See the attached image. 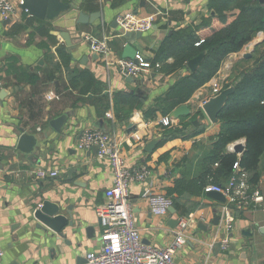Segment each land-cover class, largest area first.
Here are the masks:
<instances>
[{
  "label": "crops",
  "instance_id": "crops-1",
  "mask_svg": "<svg viewBox=\"0 0 264 264\" xmlns=\"http://www.w3.org/2000/svg\"><path fill=\"white\" fill-rule=\"evenodd\" d=\"M10 1L13 15L8 19L0 17V91H5L0 100V264H84L87 253L100 250L102 228L97 211L106 202L105 190L111 186L113 173L109 162L97 157L95 147L77 148L81 133L92 129L110 134L121 143L120 155L128 168L149 171L146 181L129 187L133 220L144 244L166 247L177 225L173 220L193 214L184 230L186 243L174 255L178 264H264L263 178L254 186L263 198L261 207L231 206L229 230L221 218L217 225L213 224L214 213L220 216L225 203L209 198L200 181V194H168L179 179H202L206 168L203 161L213 151L220 126L198 115L201 102L209 98L207 84L184 104L192 113L190 117L174 120L170 117L174 109L161 115L157 99L189 71L160 72L157 59L166 40L197 30L194 33L201 41L209 30L206 23L217 26L215 13L209 7L211 0H59L74 4L77 11L85 14H102L92 24L75 27L69 19L73 11L53 21H42L19 8L22 0ZM126 13L138 17L156 15L152 29L134 39L132 46L149 64L159 68L144 71L132 81L107 66L89 50L85 40L86 36H114L109 41L111 57L121 58L127 42L119 36L114 22ZM61 32L69 33L73 49L65 46L59 37ZM58 48L69 55L70 70L86 71L93 77L88 95L71 88L69 73L57 65ZM11 57L17 59L16 65L37 76L34 84L18 82L14 75L6 74ZM166 63L171 64L172 59ZM138 89L142 95H136ZM51 94L57 98L49 100ZM146 113L151 117L145 119ZM64 114L68 115L67 121L56 133L49 122ZM196 115L199 124L195 127L191 118ZM164 117L171 119V127L160 125ZM183 122L188 124L184 126ZM197 127H203V131L190 136ZM20 130L38 139L33 161L16 150ZM168 130L179 131V135L162 140ZM133 134L141 140H132ZM152 141L156 142L154 147L145 151ZM226 149L230 152L227 146ZM240 156L236 155L237 160ZM39 169L57 171L58 175L36 179L34 172ZM241 170L248 180V173ZM146 191L169 195L175 214L169 211L161 218L152 215L144 197ZM44 201L59 204L65 216L69 209L74 227L66 239L55 241L49 238L50 232L44 234L35 228L32 215Z\"/></svg>",
  "mask_w": 264,
  "mask_h": 264
},
{
  "label": "trees",
  "instance_id": "trees-1",
  "mask_svg": "<svg viewBox=\"0 0 264 264\" xmlns=\"http://www.w3.org/2000/svg\"><path fill=\"white\" fill-rule=\"evenodd\" d=\"M209 7L215 13L217 26L212 27L211 22L206 23L205 26L209 30L201 39L202 43L196 45L200 42V37L194 33L197 30L163 43L157 61L160 64L159 71L164 73L178 74L187 70V61L202 52L205 53L201 65L195 72L188 70V75L180 77L164 96L157 99L156 106L163 116L186 104L195 91L216 77L223 61L229 55L240 52L258 33L261 32L264 36V4H260L258 0H211ZM57 58L58 67H64L69 73L71 88L77 89L80 95H88L94 83L91 74L86 71L70 70V57L62 48L57 49ZM168 58L172 59L171 64L166 63ZM251 59L254 61L251 68L239 72L222 88L223 90L232 85L234 93L228 97L217 116L220 129L213 151L203 161L206 167L204 176L201 180L192 182L179 179L168 194L180 195L184 192L200 194L202 190L199 181L204 186L208 176L212 177L213 183L224 184L232 175V165L236 161L248 173L251 188L256 186L259 179L264 180V38L255 47ZM243 62H245L243 59L236 61ZM16 63L15 57L7 60L6 74L14 75L18 82L34 84L37 76ZM117 97L118 95L114 99L116 104L119 102ZM150 114L146 113L145 119L150 118ZM198 115L200 116L199 112ZM198 115L191 119H197ZM186 124L188 123H182L184 126ZM190 125L191 123L188 126ZM202 131L203 127H197L190 136L193 137ZM178 135L179 131L168 130L162 140H169ZM239 139L245 140V151L237 160L236 154L228 152L226 146ZM216 163L217 166L213 167Z\"/></svg>",
  "mask_w": 264,
  "mask_h": 264
},
{
  "label": "built area",
  "instance_id": "built-area-1",
  "mask_svg": "<svg viewBox=\"0 0 264 264\" xmlns=\"http://www.w3.org/2000/svg\"><path fill=\"white\" fill-rule=\"evenodd\" d=\"M14 11V6L10 0H0V17L8 19L13 15ZM155 17L156 15L138 17L135 14L126 13L118 16L116 23L118 28L124 33L143 34L152 29ZM119 36H122V34H119ZM113 38L114 36H104L102 38L86 36L85 40L89 50L103 59L107 66L117 69L122 78L135 79L144 71L159 68L157 64L154 66L149 64L138 53L134 59L112 58L109 41ZM200 43L202 41L196 45ZM216 78L217 76L210 80V97L217 95L222 90V86ZM54 98L57 97L53 94L48 97L49 100ZM205 101H202L201 105ZM107 117H110V115L107 114ZM159 123L162 127H171L172 121L170 118L164 117ZM131 139L134 141L141 140L137 134H133ZM235 142L227 145L230 152ZM94 147L97 151V157L109 162L113 179L111 186L105 190L106 202L97 211L102 228L100 250L87 253L84 257V264H178L174 259V255L186 243L184 230L188 227V221L193 218V214L177 219V225L172 231L173 239L166 247L144 244L133 220L129 187L134 182L146 181L149 171L146 169L128 168L120 155L121 143L112 135L99 129L82 132L78 139L77 148L90 150ZM232 170V175L224 184H215L212 181V177L208 176L203 188L204 193L217 192L226 198L225 204L220 208V218L227 230L232 227L231 206L241 209L250 205L261 207L263 203L259 190L251 188L247 177L241 173L242 170L238 161L233 163ZM34 175L36 179L43 180L56 177L58 173L57 171L48 172L44 169H39L34 172ZM144 197L152 215L159 218L167 216L169 209L172 207V199L170 197L147 191ZM223 247L226 248V245ZM2 256L3 251L0 249V258Z\"/></svg>",
  "mask_w": 264,
  "mask_h": 264
},
{
  "label": "water",
  "instance_id": "water-1",
  "mask_svg": "<svg viewBox=\"0 0 264 264\" xmlns=\"http://www.w3.org/2000/svg\"><path fill=\"white\" fill-rule=\"evenodd\" d=\"M260 4H264V0H258ZM19 8L25 11L29 16L34 17L39 20L53 21L60 17L62 14H71L73 16L69 19L72 21L73 27L77 25H87L92 24L94 21L100 19L102 14L100 12H93L90 14H85L81 11H77V6L71 3H63L59 0H22ZM73 11V12H72ZM71 12V13H70ZM69 16V15H68ZM116 24V22H114ZM116 27V26H115ZM117 31L122 34V38L127 42L123 47L122 58L134 59L137 54V50L132 46L134 39H139L142 35L141 33H128L121 31L117 26ZM59 37L63 40L65 46L71 50L74 47L71 46L70 35L68 32L59 33ZM262 41V40H261ZM251 42L248 44L244 51L241 54L243 60H248L252 56V52L255 50V47L261 42ZM205 53H200L196 57L190 59L186 63V67L190 72H195L201 65L204 59ZM127 80L132 81V78ZM136 95H142V91L138 89ZM234 93V86H229L226 89L221 90L217 95L209 97L202 105L201 111L203 115L208 119L212 124L218 123V115L224 107L228 97ZM5 96V91H0V100H3ZM190 109L188 105H181L175 108L170 117L174 120L179 118H187L191 116ZM67 114L61 115L49 122L51 129L60 133L63 125L67 121ZM101 123V121H99ZM198 121H193V126H197ZM129 129L131 126L129 125ZM135 130V127L133 128ZM130 130H128L129 132ZM156 144L155 141L148 143L145 148V151L150 152L152 147ZM38 147V139L34 135H30L26 132L20 130V135L18 137L16 150L21 154L26 155L29 161L34 160L36 148ZM96 150V148H94ZM245 151V141H236L232 146V153L236 155H242ZM206 195L214 200L219 201L220 203H225L226 198L217 192L206 193ZM66 215L62 214V210L59 204H52L49 201H44L40 207L34 210L32 219L35 221V228L41 230L44 234H49L50 239H66L67 233H69L73 227L74 223L71 220L69 215V209L65 210ZM169 211L172 214H175V211L170 208ZM220 216L217 213H214L213 224L217 225L219 222ZM100 222V219H99ZM174 225L177 224V220H173ZM64 245H68V242L64 241ZM85 262V259H84ZM80 264V263H77Z\"/></svg>",
  "mask_w": 264,
  "mask_h": 264
},
{
  "label": "rangeland",
  "instance_id": "rangeland-1",
  "mask_svg": "<svg viewBox=\"0 0 264 264\" xmlns=\"http://www.w3.org/2000/svg\"><path fill=\"white\" fill-rule=\"evenodd\" d=\"M264 36H263V33H258L255 37L252 38V40L247 43L241 50L240 52L237 53V55H229L224 61H223V64L220 68V70L218 71V74H217V78L218 81L220 82V85L222 86V88L226 85V84H229L234 78L235 76L241 72V71H244L246 69H250L251 66L254 64V61L250 58L248 60H244L245 62L243 63H236V61H239L241 58V54L242 52L244 51L245 47L250 44L251 42H256V41H261L263 40ZM253 54V52H252ZM256 56H259V55H256ZM256 58V57H255ZM239 59V60H238ZM219 77V78H218ZM208 87L207 90L209 93H207L210 97V81L207 83ZM199 114L200 115H203L202 111H201V108H200V111H199ZM204 116V115H203ZM205 117V116H204ZM239 140H242V141H245L244 139H239Z\"/></svg>",
  "mask_w": 264,
  "mask_h": 264
}]
</instances>
